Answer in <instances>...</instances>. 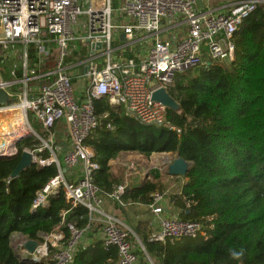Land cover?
<instances>
[{
    "label": "built area",
    "instance_id": "1",
    "mask_svg": "<svg viewBox=\"0 0 264 264\" xmlns=\"http://www.w3.org/2000/svg\"><path fill=\"white\" fill-rule=\"evenodd\" d=\"M198 4V0H0V57L14 60L16 50L21 52L10 78H0V92L8 97L0 105V153H28L36 169H57L56 177L36 192L30 214L47 209L60 195L70 206L51 233L40 232L36 239L12 235L11 245L21 237L15 253L22 259L72 264L96 238L105 250L117 251L118 264H141L138 252L145 248L105 206L106 201L120 208L138 205L122 200L130 183L111 194L96 183L102 166L87 144L99 126L94 101L107 99L122 113L125 107L123 114L141 124L181 133L168 119V110L152 101V93L168 90L179 74L231 63L235 34L264 7V0H242L225 13L202 11ZM120 34L125 38L115 45ZM30 46L35 50L33 61ZM82 77L88 84L85 98L79 100L72 81ZM19 139L33 141L21 154ZM147 207L156 222L150 242L204 235L202 224L184 221L176 200L163 193H155ZM78 210L87 212V225L65 223ZM31 241L37 243L33 253L26 249ZM148 261L155 264L149 257Z\"/></svg>",
    "mask_w": 264,
    "mask_h": 264
},
{
    "label": "trees",
    "instance_id": "2",
    "mask_svg": "<svg viewBox=\"0 0 264 264\" xmlns=\"http://www.w3.org/2000/svg\"><path fill=\"white\" fill-rule=\"evenodd\" d=\"M233 39L236 52L229 67L215 63L194 69L193 75H179L168 89L183 112L167 111L168 119L181 130L179 134L141 124L110 106L107 99L94 101L99 126L87 144L102 166L96 179L101 190L111 194L122 184L112 176L110 162L125 153L148 159L153 154H173L191 164L183 190L174 199L182 210L181 218L201 223L206 235L196 242L153 243L147 225L138 224L135 231L156 264H264V7L246 20ZM28 50L33 61L35 50L32 46ZM72 86L83 100L87 80L74 78ZM31 143L22 141L20 154ZM20 157L0 160V264H48L20 261L11 237L19 233L36 239L40 232L51 233L70 206L60 195L47 209L30 214L36 192L56 177L57 169L32 166L7 183ZM163 189L161 176L153 173L122 200L149 205L152 196ZM65 223L84 227L88 214L72 212ZM145 253L138 252L143 257ZM72 264H118V254L96 243Z\"/></svg>",
    "mask_w": 264,
    "mask_h": 264
},
{
    "label": "rangeland",
    "instance_id": "3",
    "mask_svg": "<svg viewBox=\"0 0 264 264\" xmlns=\"http://www.w3.org/2000/svg\"><path fill=\"white\" fill-rule=\"evenodd\" d=\"M124 55L126 56V53ZM16 62H18L17 58H14V60H5V61L0 60V71L3 70L2 75L9 77L11 68ZM219 64H223L228 67L231 65V63L227 61H222ZM194 71L195 70H191L189 71V73L193 75ZM179 75H177V77ZM122 111L124 114H127V109L125 107L123 108ZM175 159H177V156L173 154L172 155L153 154L152 157L147 159V158L142 157L138 153H125V154L120 155V157H118L117 159L118 164L116 167L112 168L111 173L114 178L122 181V184L128 182L131 184L132 187L136 186V184H139V185L142 184L145 180L148 181L149 179H151V176L153 173H157L161 176L162 184L164 187L162 193L165 194L168 199H173L176 195L182 192L183 187L186 183L185 177H170L167 175V167ZM113 205L114 204L111 205L113 211L114 209H116L115 211L118 214L117 216L122 218V220L126 223L127 226L129 225L130 227L133 228L134 227L133 225H136L139 222L134 216L133 211H125L120 208L117 209ZM128 210H132V208L128 207ZM109 211L113 213V211H111L110 209ZM205 235L206 234L204 232V235H201L199 237H202ZM196 239H194L195 242L199 241ZM19 240H21L20 236L15 237L14 241L12 242L13 250L16 253H18L17 248H16V242H18ZM139 257H140L141 264H150V262L147 259L149 257L147 253H145V257H143L142 255H139ZM150 260L152 259L150 258ZM152 261L157 262L156 259Z\"/></svg>",
    "mask_w": 264,
    "mask_h": 264
},
{
    "label": "water",
    "instance_id": "4",
    "mask_svg": "<svg viewBox=\"0 0 264 264\" xmlns=\"http://www.w3.org/2000/svg\"><path fill=\"white\" fill-rule=\"evenodd\" d=\"M124 34H122L121 39L124 40ZM99 47V46H98ZM8 101L7 94L3 91L0 92V105L6 104ZM152 101L155 103L162 104L167 110L175 112L178 115H182V109L180 104H178L168 93L166 88H160L152 93ZM21 139L17 141V145L20 143ZM19 156L18 154H5L0 153V160L2 159H13ZM33 166L32 158L28 153H23L20 157V162L12 173V180L18 178L24 171ZM191 164L186 162L184 159L177 157L172 163H170L167 167V175L170 177H186ZM131 191V190H130ZM128 191V192H130ZM37 248L36 242H28L26 245V249L33 253ZM16 257L26 263H36L33 261H28L22 259L20 256L16 254Z\"/></svg>",
    "mask_w": 264,
    "mask_h": 264
},
{
    "label": "crops",
    "instance_id": "5",
    "mask_svg": "<svg viewBox=\"0 0 264 264\" xmlns=\"http://www.w3.org/2000/svg\"><path fill=\"white\" fill-rule=\"evenodd\" d=\"M199 1V4H198V8L200 9V10H202V11H208V10H211V11H214V12H216V13H225V12H228L232 7H234L238 2H240V1H242V0H198ZM121 34H120V37H119V40L118 41H116V43H115V45L116 44H118L119 42H121V41H123L122 39H121ZM20 50L19 49H17L16 50V56H15V58H17L18 59V62H19V60H20V58H19V56H20ZM129 57V56H128ZM1 58V57H0ZM3 61H5V60H7V59H2ZM18 62H16V63H18ZM2 71H0V78H3V79H5V80H8L9 78H10V75H9V77H6L5 75H2ZM82 78H84V79H86L87 80V78L86 77H82ZM87 84H88V81H87ZM161 154H166V153H161ZM169 155H172V154H169ZM153 156V155H152ZM151 156V157H152ZM143 157V156H142ZM145 158V157H144ZM118 159V158H117ZM114 160V161H111L110 162V167L111 168H113V167H116L117 166V164H118V160ZM148 159V158H147ZM147 180H145L143 183H145ZM142 183V184H143ZM142 184H136V186H134V187H132L131 186V188L128 190V191H130V190H133L134 188H136V187H140ZM131 185V184H130ZM179 195V194H178ZM175 199H176V196L174 197ZM173 198V199H174ZM112 204H116L115 202H112V201H106V209L109 211V209L111 210V211H113V209H112V207H111V205ZM136 204H138V205H134V206H130L129 208H132V210H128V207L127 208H121L122 210H125V211H133V213H134V216L136 217V219L139 221L136 225H133L134 227V230H133V228L132 227H130L129 225V228L134 232V234H135V237H134V240L135 239H138L139 240V242H141V244H142V241L140 240V238H139V236H138V234L136 233V231H135V228L138 226V224H145V225H147V230H148V232H149V237H150V235H151V232L153 231V228L154 227H156V222L154 221V218H153V216L150 214V212H149V210H148V207H147V205L146 204H141V203H136ZM116 209H114V211H113V213H111L110 211V213L111 214H113L114 216H116L118 219H120L122 222H124L123 220H122V218H120V217H118L117 215V213H116V211H115ZM176 210L178 211V214H180L181 213V209L179 208V207H177V205H176ZM179 216H181V215H179ZM147 222V223H146ZM124 224H126L125 222H124ZM136 226V227H135ZM16 234H18V233H16ZM91 237H93V235L91 236ZM96 243H100L99 241H97L96 240V238H94L92 241H91V245H93V244H96ZM102 245V244H101ZM143 245V244H142ZM144 247V246H143ZM148 259V258H147Z\"/></svg>",
    "mask_w": 264,
    "mask_h": 264
},
{
    "label": "bare ground",
    "instance_id": "6",
    "mask_svg": "<svg viewBox=\"0 0 264 264\" xmlns=\"http://www.w3.org/2000/svg\"><path fill=\"white\" fill-rule=\"evenodd\" d=\"M122 185V184H121Z\"/></svg>",
    "mask_w": 264,
    "mask_h": 264
}]
</instances>
